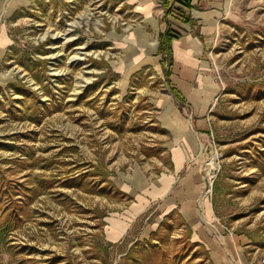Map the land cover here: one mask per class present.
<instances>
[{
    "label": "rangeland",
    "instance_id": "rangeland-1",
    "mask_svg": "<svg viewBox=\"0 0 264 264\" xmlns=\"http://www.w3.org/2000/svg\"><path fill=\"white\" fill-rule=\"evenodd\" d=\"M127 11L113 0H45L9 21L0 264H212L176 214L148 218L150 209L107 241L108 219L133 203L126 180H157L169 167L158 123L172 99L169 63L122 74ZM225 23L207 53L221 94L203 145L215 142L208 156L218 153L220 170L205 199L225 231L264 239V0H233Z\"/></svg>",
    "mask_w": 264,
    "mask_h": 264
},
{
    "label": "crops",
    "instance_id": "crops-1",
    "mask_svg": "<svg viewBox=\"0 0 264 264\" xmlns=\"http://www.w3.org/2000/svg\"><path fill=\"white\" fill-rule=\"evenodd\" d=\"M43 1L0 0V63L7 59L13 43L9 21L17 11ZM232 1L192 0L191 8L179 11V7L171 8L169 0H113L118 9L128 10L126 38L117 43L123 75L148 66L163 67L165 56L159 54V37L168 30L177 37L171 42L166 63L172 99L163 103L158 118L167 135L161 146L169 156V167H162L157 180L141 179L139 185V178L126 180L124 191L133 203L122 215L108 219V242L124 239L139 218L152 209L148 218L155 213L162 219L176 214L191 230L192 242L206 249L212 264H264V239L248 231H225L212 200L203 197L199 154L201 144L210 140L213 110L221 94L207 53L227 27ZM207 190L205 196L211 193Z\"/></svg>",
    "mask_w": 264,
    "mask_h": 264
},
{
    "label": "trees",
    "instance_id": "trees-1",
    "mask_svg": "<svg viewBox=\"0 0 264 264\" xmlns=\"http://www.w3.org/2000/svg\"><path fill=\"white\" fill-rule=\"evenodd\" d=\"M170 1H173V0H169V2ZM175 1L178 2V4H179V11H181L183 9L191 8L192 0H175ZM169 12H171V11H169ZM176 37L177 36L174 35L170 30H168L165 33L160 35V37H159V54L162 56H165V57H163V60L161 62L162 65L169 62L170 56H171V47H170L171 42ZM169 74H170L169 71H166L167 80H168Z\"/></svg>",
    "mask_w": 264,
    "mask_h": 264
},
{
    "label": "built area",
    "instance_id": "built-area-1",
    "mask_svg": "<svg viewBox=\"0 0 264 264\" xmlns=\"http://www.w3.org/2000/svg\"><path fill=\"white\" fill-rule=\"evenodd\" d=\"M174 7H179V4L178 2H176L175 0L171 1V8H174ZM215 146V142L212 141L211 143H209V145L207 147H204L203 144H201V149H200V154L201 155H206V157H204V160H202V167L204 169V175H203V179H204V194H203V197L206 198L208 195L205 196L206 194V190H207V185H208V182H209V178H210V175H209V172L207 170V167H208V160L210 158H212L213 156L217 155V164H218V161H219V155L218 153L214 154L213 156H208V153H209V148H212ZM215 151H217L216 147H215ZM218 167H219V164H218ZM220 170V167L219 169L214 173L213 175V181H212V184H211V189L214 185V181L215 179L217 178V175H218V172Z\"/></svg>",
    "mask_w": 264,
    "mask_h": 264
},
{
    "label": "bare ground",
    "instance_id": "bare-ground-1",
    "mask_svg": "<svg viewBox=\"0 0 264 264\" xmlns=\"http://www.w3.org/2000/svg\"><path fill=\"white\" fill-rule=\"evenodd\" d=\"M216 160H217V157H214V156H213V158H211V159L208 160L207 170L209 172L210 178H209V182H208V185L207 186H211L212 181H213V175L218 170L217 167H216ZM210 192H211V188H209L207 190V193H210Z\"/></svg>",
    "mask_w": 264,
    "mask_h": 264
}]
</instances>
